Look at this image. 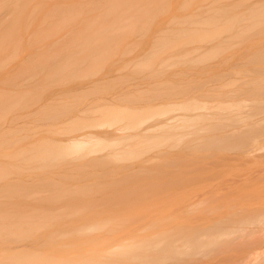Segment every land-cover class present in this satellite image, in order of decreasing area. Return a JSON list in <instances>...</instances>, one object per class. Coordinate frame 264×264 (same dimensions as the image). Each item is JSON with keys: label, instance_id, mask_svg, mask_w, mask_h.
I'll use <instances>...</instances> for the list:
<instances>
[{"label": "rangeland", "instance_id": "obj_1", "mask_svg": "<svg viewBox=\"0 0 264 264\" xmlns=\"http://www.w3.org/2000/svg\"><path fill=\"white\" fill-rule=\"evenodd\" d=\"M261 10L264 0H0V95L4 90L10 93L4 91L9 97L5 103L0 98V217L14 221L11 229H18L17 217L34 218L28 227L22 225L18 242L8 239L11 233L6 230L4 235L5 225L0 223V248L7 247L8 253L57 248L78 264H142L141 259L129 261L120 246L162 238L179 228L212 233L224 229V223L264 213V134L258 137L259 149L229 144L246 124L264 127V112L251 101L244 122L225 117L224 129L198 133L196 126L188 125L176 130L173 139L168 134L169 140L158 132L164 142L155 145L150 140L154 144L136 148L142 155L133 151L136 158L128 160L107 157L105 163L87 165L79 155L64 158L59 148L52 153L53 144L52 148L46 143V149L44 142L81 133L71 135L73 127L69 133L72 125L66 121L100 105L145 109L150 117L152 107L159 111L162 105L193 98L203 102L201 94L209 91L219 95L209 103L252 100L253 84L248 81L264 80ZM233 19L236 27L219 31ZM249 27L253 28L237 36ZM204 35L209 37L200 39ZM212 51L216 53L205 60L201 57ZM145 112L140 115L145 117ZM151 113L146 125L167 117ZM13 117L16 123H11ZM95 124L84 130L110 129ZM39 147L48 150L45 157L50 159L42 158ZM24 148L38 149L29 153L36 155L33 161L41 159L30 163L32 157ZM109 149L93 156L112 154ZM21 151L25 157L15 160L13 155ZM11 185L19 188L13 187L14 195ZM39 220L48 223L45 229L41 226L44 230L33 229ZM85 224L98 225V232L87 227L73 233ZM52 233L53 239L45 242ZM67 234L71 236L63 238ZM115 247L118 252L111 254ZM262 249L264 225H257L217 240L205 255L181 257L177 264H254L246 257L251 251L263 259L255 264H264ZM91 250L102 251L90 259L86 252Z\"/></svg>", "mask_w": 264, "mask_h": 264}, {"label": "bare ground", "instance_id": "obj_2", "mask_svg": "<svg viewBox=\"0 0 264 264\" xmlns=\"http://www.w3.org/2000/svg\"><path fill=\"white\" fill-rule=\"evenodd\" d=\"M258 16H261V18H262V20H259L258 23H262V22L264 23V17H263L264 16V10L259 11L258 12ZM174 19H173V21L177 22L176 20H178V19H176V20H174ZM208 23L209 22H207V24ZM234 23H235V19L231 20L229 25L223 27V29L222 28L219 29V31L223 32L224 30H230V29L236 27ZM252 28L253 27H249L246 31L243 30L241 33L237 34V36L241 35L243 32L245 33L247 31H249ZM184 31L186 32L188 30L187 29L186 30L182 29L181 32H184ZM208 37L209 36H205L204 35V37H201L200 39H206ZM198 49H197V51H198ZM213 53H216V52L212 51L210 54H208L206 52V54L202 55L201 57L204 58V60H205V58H208V57L214 55ZM183 57L184 56H182L180 58H183ZM24 59H26V57ZM261 60H262V63H263L264 62V56L261 57ZM168 61H171V60H168ZM154 63H155V59H154ZM154 63H152V64H154ZM149 65H148V68H149ZM154 65H150V66L154 67ZM160 65H162V64H160ZM163 66H165V65H163ZM6 78L8 79L10 77L8 76ZM261 79L262 78H255L254 80H249L248 81V82L253 84V86L250 88V91H249L250 92V97L253 98L252 100L243 99V100H239V101H234L235 100L234 99L232 102H229V103L220 102V101H216V102L212 101V103H209L208 99H210V98H215L216 99V98L219 97L218 94H215V93H212L211 91H209V92H205V93L201 94V96L206 100V101H203V102L199 101L198 98H193V99L190 98L191 100L185 101V102L183 101L182 103H179V104H174V105L173 104H168L169 106L171 105L170 107L168 105H167L168 107H166V105H164L165 107L162 105V108L159 109V111H155V109L157 107L156 108L152 107L151 110L154 111V114H155L154 116L158 117V115L159 116H166L167 115L165 120H163L162 122H157L154 125H146V122L148 123V120L146 121V119L150 118L149 119V121H150L151 118L153 117V115L151 113L153 111H150V113H151V115L149 113L150 117L147 116L148 113H146V112H149L148 108L146 109L148 111L145 112V109L144 110L141 109L142 111H140V110L135 109V107L132 109L130 107H121L122 105H120L119 107L114 106V107L110 108L108 106V108H107L106 107L107 105L104 106V107L102 105H100L101 108L97 107L96 109H92V110H87V111L83 110V111L80 112V115L79 114L78 115H74L73 118L71 119L72 121H66L67 124L69 123L70 125H72L69 128L70 129L69 133L71 132V129L73 127V129H72L73 132L71 133V135L74 134V132H76V131L80 132V131L83 130L81 133H78L76 135H72V136H70L69 138H67L66 140H63V141H54V142L53 141L52 142L44 141L45 142V146H46V143H47V145L49 144V147H51L52 144H53L54 148L52 146V148H53L52 153L55 152L54 151L55 147L57 149L59 148L57 150L58 151L57 153H59V151H62L61 153L65 154V156L61 154L64 158H68L70 154L71 155L74 154V156L75 155L76 156L79 155L78 158L74 157L75 160L76 161H77V159L82 160V161L86 160V162H88L87 165L90 164V163H92L93 165L94 164L95 165H99V164H102L103 161L105 163L106 159L108 161L111 158H112V161H116V160L118 161V159L121 158V157L123 159H119L120 161L121 160H125V158H127L126 160H128L131 156H133V157L135 156V155H133L134 153L136 155H138V156L142 155L141 154L142 152L136 150V148L138 149L139 146L149 145L150 143L154 144V142H155V145H157L156 142H158V144H159V142L160 143L164 142L166 139L169 140V135H170V139H173V138H171V136L174 135L173 133H175L176 130H179V129H182L184 127H187L188 125L196 126L197 127L196 130H197V133H198L201 130L202 131H205V130L207 131V129H209L211 131H214L218 127H219V129H224L226 126H224L222 123L224 122V120H226L225 117H229L228 119H232V120L234 119L238 123L239 122H244L245 120H247L249 118V112H248L249 111V103H250L249 101H251L253 104H256L259 108H262V111L264 112V80H261ZM3 81H5V80H3ZM11 83H13V82H11ZM18 87H21V86H18ZM135 89H137V88H135ZM4 91H3V93H4ZM1 92H2V90H1ZM3 93L0 95V98L2 96L1 100L4 99L2 101H3V103H5L4 102L6 100L5 98L9 99V97H7L8 94L6 95V97H4L5 95H3ZM6 93H9V91L6 90L5 94ZM150 94H151V92H150ZM231 95H232V93L230 94V96ZM131 96H133V95H131ZM11 99H12V97H11ZM11 99H10V101H11ZM122 99H121V101H122ZM111 100L114 101L116 99H115V97H112ZM137 100H139V99H137ZM8 101H6V102L9 103ZM107 102L112 104L110 101H107ZM148 102L149 101L147 100V103ZM104 103H106V102H104ZM11 104L9 106H11ZM0 105H2V104H0ZM112 105H114V104H112ZM3 107L5 108V106H3ZM94 107H95V105H94ZM160 107L161 106H159V108ZM176 110H178V111L180 110L181 112L183 111L184 115H182V114L179 115L180 113L179 114L177 113V114H175L176 116L175 115L174 116H172V115L169 116L171 114V112H175ZM139 111H140V113H139ZM143 112H145V115H146L145 117L143 116L144 118L141 116ZM0 114H1L0 116H2V113H0ZM156 114H158V115H156ZM26 116H28V115L26 114L25 118H26ZM146 117H148V118H146ZM21 118H22V116H21ZM0 119H1V117H0ZM13 119H15V118L14 117L12 118V122L11 123H14V122L16 123L17 120L14 121ZM93 120H95V121H93ZM96 120H98V122ZM210 121H214V122L206 125L207 122H210ZM90 122H92V123L89 124ZM95 122H96V124H95ZM66 123H64V124H66ZM92 124H95V128H97L96 126H98L101 129V126H103V129H104V126H105V128L106 127H110V129L107 130V131H104L102 133L93 132V131H85L84 130L85 127L86 128L88 127L87 129L90 130L89 129L90 126H92V127H90L91 129H94ZM70 125H68V126H70ZM8 126H10V125L8 124ZM26 126H27V124H26ZM69 129H67L66 131H68ZM61 132H64V131L61 130ZM158 132L165 133L164 137L166 136V139L163 140V136H158L157 137L156 135L158 134ZM166 134L167 135L169 134V135L167 136ZM262 134H264V127L260 126L257 122L254 123V124L253 123L246 124V127L242 131V133L238 134L236 137L232 138L231 139L232 141H230L229 144L233 145V146H236V147H239L241 149H244L246 147H250V148L255 147L256 148V146H257L256 149H259L261 146H258V145H260V141L258 140V137L260 135H262ZM159 138L160 139L162 138V141L161 140L156 141ZM150 140H152L154 142H150ZM146 143H149V144H146ZM40 144H42V143L39 142L37 145H40ZM205 144L209 145L210 143L207 142ZM30 145L31 144H29V146ZM43 145H44V143L42 145H40V146L42 147ZM41 147H39L40 150L37 149L38 152L40 151L39 154L40 155H41V153L44 154V157H42L43 159L46 158L47 156L50 159V157H49L50 155H47L45 157V154L49 153V152H46L48 150H46V151L45 150H41ZM45 148L47 149V146ZM52 148H51V150H52ZM109 148H111V152H113L112 154L108 153V154H103V155H100V156H93L94 153L98 154V152H102V151H104L106 149H109ZM134 148H135V150H134ZM24 149H23V151L28 150V152H26V153L30 154L29 157L36 156L34 154L31 155V153L32 152L33 153L37 152V150L36 151H32L31 148H30L31 151L29 150V148H27L25 150ZM130 149H132V151L129 153L131 155H129L128 152H127ZM139 149H141V148H139ZM51 150L49 149L50 153H51ZM23 151L20 152V154H21L20 156H19V153L16 154V158L13 155L14 159L17 160V159L21 158L22 156L26 155V154L22 155L24 153ZM29 151L31 153H29ZM41 151H44L45 153L41 152ZM133 151H134V153L132 154ZM136 151L138 152V154L136 153ZM139 152H140V154H139ZM66 154H67V157H66ZM52 155H54V154H52ZM52 155H51V160H53ZM61 155L59 154L60 158H61ZM71 155H70V158L72 157ZM124 155H126V157ZM10 156L12 157V155H10ZM33 157L31 159L28 158L29 159L28 161L30 163H31V161H33ZM56 157H58V155ZM39 158H40V156H39ZM39 158L38 159L34 158L35 159L34 161H36V159L39 160ZM48 158H47V160H48ZM64 158H62V159H64ZM74 158H72V159H74ZM114 158H117V159H114ZM135 158H136V156H135ZM24 160L26 162V159H24ZM85 163H83V165H81V166H85L84 165ZM38 164H41V160H40V163L38 162ZM41 165H44V164H41ZM12 167H14V166H12ZM4 171H6V170H4ZM6 173H8V172L6 171ZM13 187H15V186H13ZM13 187H12V185L9 186V188L11 190L10 193L13 192V190H14ZM9 188L7 187L6 190L7 189L9 190ZM16 188H18V187H15V189ZM28 190H29V188H28ZM32 190H34V188H32ZM18 191L15 190V193H17ZM24 191H26V189ZM75 191L76 190H74L73 192H75ZM81 192H82V190H81ZM81 192L78 191V193H81ZM10 193H8V194H10ZM63 193H65V192H63ZM76 193H77V191H76ZM12 194L14 195V193H12ZM27 215L28 216L17 217L16 218V220L18 221L17 222L18 229H11L12 228V223L14 221L7 222L8 220L5 217H0V223L5 225V228L3 230L4 231V235H5V230L7 231V233L8 232L11 233V236L8 239L12 240L13 242L14 241L18 242L19 239L22 238V233H23L22 225L25 224V226H26V223L28 221H31V220L34 219L31 216H30V218L27 219V217H29V214H27ZM45 222H47V221H45ZM52 223H53V221H52ZM224 224H225V228L224 229H221L219 231L218 230L217 231H213L212 233H205L204 231H197V230H190L189 231L187 229H180L179 228L176 232L175 231L166 232L167 235L162 236V238H160V237H152V238H149L148 240H146L144 242L136 241V242H133L132 244H130L129 246H125L124 245V246H120V247H121L122 251H125V252H122V253H124V254H126V256H128V260L129 261H133L134 259H141L140 262L142 264H177L179 261L184 259V258L180 259L181 257L189 258V257L195 256V255H199V254L200 255H205V253L210 252V251H207L208 246H210L211 244L215 243L219 239H222L224 237H228L231 234H244L247 231V228H249V227L257 226V225H264V213H258L255 216H252L251 218L239 219V221L236 222V223L235 222L234 223L229 222V223H224ZM42 225L44 227V226H47L48 223H46V224L45 223H41V221L39 220L38 223H36L34 225L35 228H33V229H37L36 226H38L37 230L41 231L43 229L41 227ZM60 225H58V226H60ZM26 227H28V226H26ZM30 227H32V226H30ZM39 227H41V228L39 229ZM80 227L81 228L77 227L78 229L74 228L73 233L74 234H75V232L76 233H80L81 230L83 231V230H85L84 228H87V227H89L88 230L90 229V227L91 228L93 227L91 229L92 232H95V231L98 232V230H99V229H97V228H99L98 225H89V226L86 225L85 227L84 226H80ZM82 227H83V229H82ZM45 228L46 227H44V229ZM47 229H49V228L47 227ZM57 229H58V227H57ZM75 229H77V230H75ZM94 229H95V231H94ZM51 230L49 229L47 233H49V231L51 232ZM222 230H224V231H222ZM54 231H57V230H54ZM63 231H65V230H62V232ZM70 231H72V229ZM53 233L49 234L50 237H48V239H46V241L45 240L44 241L45 242H50L53 239V236H52ZM55 234H57V233H55ZM26 235H29V234H25V236ZM31 235H32V232H31ZM80 235H82V234H80ZM44 236H46V235H44ZM69 236H71V235L67 234L63 238H65V237L67 238ZM56 239H58V237ZM60 239H62V237H60ZM82 239H84V238H81V240ZM85 239H84V241H87V239L86 240ZM2 241L5 242V240H2ZM21 241H26V239L25 240L24 239L20 240V242ZM57 241L58 240H56V242ZM100 241H102V240H100ZM54 243L55 242L53 241V244ZM84 243H87V242H84ZM5 244H7V243L5 242ZM46 244H48V243H46ZM0 246H2V245H0ZM54 246H57V244L55 243ZM54 246H51V247H54ZM73 246H75V245H73ZM5 248H7V247L0 248L2 250L4 249V251H5V252L4 251L1 252V250H0V252H1L0 253V264H78L75 261L71 260L68 256H66V255L63 256L62 254H60V252H65V251H58L57 248H49L48 251L47 250L42 251L43 249L41 251L38 250V249H36V250L33 249L31 251H26V252L25 251H16L15 249H13V250L9 251V253L6 251ZM35 248H36V246H35ZM42 248L45 249L46 246L42 247ZM137 250H143V252L144 251H149L150 253H157V255L154 256V257H152L151 255H144V256L141 257L137 253ZM262 250H264V249H262ZM100 251H102V250H100ZM100 251L91 250L90 252H86V256H88L91 259V257H93V255H94V253L100 252ZM109 252L111 254L117 253L118 252V247L117 248L116 247L115 248H111V250ZM246 257H247V260H248V258H250L249 259L250 261L248 260V263L249 262L250 263L254 262V264H255L256 261H259V260L262 259V258L260 259L259 254L257 255V252H253V251L249 252L246 255ZM128 264H130V263H128Z\"/></svg>", "mask_w": 264, "mask_h": 264}]
</instances>
